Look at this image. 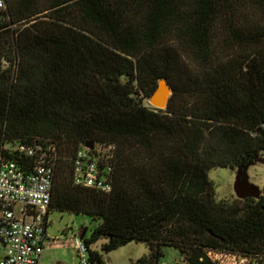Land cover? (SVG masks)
<instances>
[{"label": "trees", "instance_id": "16d2710c", "mask_svg": "<svg viewBox=\"0 0 264 264\" xmlns=\"http://www.w3.org/2000/svg\"><path fill=\"white\" fill-rule=\"evenodd\" d=\"M0 10V160L27 167L13 143L53 142L54 210L100 219L88 264L130 241L163 264L208 249L264 256V190L218 199L214 167L247 168L264 152V0H6ZM4 61L8 65H4ZM161 77L167 108L144 102ZM91 141L117 146L114 186L78 185L73 157Z\"/></svg>", "mask_w": 264, "mask_h": 264}, {"label": "built area", "instance_id": "2783aa9c", "mask_svg": "<svg viewBox=\"0 0 264 264\" xmlns=\"http://www.w3.org/2000/svg\"><path fill=\"white\" fill-rule=\"evenodd\" d=\"M3 20H9L6 0H0ZM4 65H8L4 61ZM73 157V179L78 185L110 192L114 186L117 146L113 142L91 141ZM12 148L33 159L27 167L14 159L0 160V264H41L44 250L58 240L48 233V210L56 167L60 159L53 142L13 143ZM70 243L84 256L86 247L75 235ZM216 264H264L242 253L208 249ZM177 264H191L182 255Z\"/></svg>", "mask_w": 264, "mask_h": 264}, {"label": "rangeland", "instance_id": "374dc122", "mask_svg": "<svg viewBox=\"0 0 264 264\" xmlns=\"http://www.w3.org/2000/svg\"><path fill=\"white\" fill-rule=\"evenodd\" d=\"M144 102L150 104V97L142 94ZM237 170L230 167H214L209 170V177L215 184L218 199L233 198L238 196L236 191ZM246 180L250 188L264 190V152L260 153L246 168ZM101 220L86 213L54 210L49 214L48 233L51 238L58 241L44 250L41 264H88L77 247L70 243L77 235L85 244L84 237H90L93 229ZM107 238L102 237L93 247L101 251L106 264H137L139 259L150 253L146 242L130 241L118 248L105 252L102 249ZM163 264H177L182 254L174 246L163 248ZM85 259L88 260L86 249Z\"/></svg>", "mask_w": 264, "mask_h": 264}, {"label": "water", "instance_id": "95a60500", "mask_svg": "<svg viewBox=\"0 0 264 264\" xmlns=\"http://www.w3.org/2000/svg\"><path fill=\"white\" fill-rule=\"evenodd\" d=\"M174 92L172 84L167 78L161 77L159 79L158 86L156 87L153 94L150 96V104L156 108H167L171 95ZM92 142H88V145H91ZM237 179H236V191L239 197L246 196H258L260 191L254 190L249 187L246 180V168L240 167L238 169Z\"/></svg>", "mask_w": 264, "mask_h": 264}, {"label": "crops", "instance_id": "0c3cea01", "mask_svg": "<svg viewBox=\"0 0 264 264\" xmlns=\"http://www.w3.org/2000/svg\"><path fill=\"white\" fill-rule=\"evenodd\" d=\"M44 253V252H43ZM42 257H43V255H42ZM41 262H42V259H41Z\"/></svg>", "mask_w": 264, "mask_h": 264}]
</instances>
